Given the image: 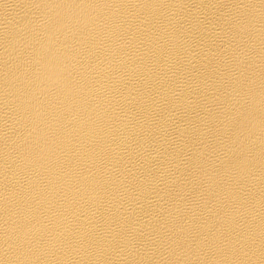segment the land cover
Segmentation results:
<instances>
[{
    "label": "bare ground",
    "instance_id": "bare-ground-1",
    "mask_svg": "<svg viewBox=\"0 0 264 264\" xmlns=\"http://www.w3.org/2000/svg\"><path fill=\"white\" fill-rule=\"evenodd\" d=\"M0 264H264V0H0Z\"/></svg>",
    "mask_w": 264,
    "mask_h": 264
}]
</instances>
